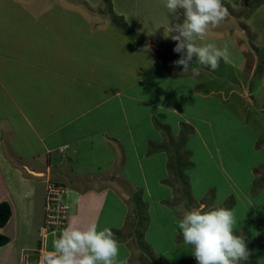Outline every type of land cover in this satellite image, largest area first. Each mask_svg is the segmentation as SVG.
<instances>
[{
    "label": "crops",
    "instance_id": "1",
    "mask_svg": "<svg viewBox=\"0 0 264 264\" xmlns=\"http://www.w3.org/2000/svg\"><path fill=\"white\" fill-rule=\"evenodd\" d=\"M55 1L0 0V203L12 208L0 264L52 250L50 182L69 221L110 228L128 264H196L177 221L201 206L234 210L241 264H264L263 89L214 87V73L169 66L149 38L133 45L89 6Z\"/></svg>",
    "mask_w": 264,
    "mask_h": 264
},
{
    "label": "clouds",
    "instance_id": "2",
    "mask_svg": "<svg viewBox=\"0 0 264 264\" xmlns=\"http://www.w3.org/2000/svg\"><path fill=\"white\" fill-rule=\"evenodd\" d=\"M174 21L167 28L168 36L176 42L174 51L183 53L175 61L177 67L187 71L193 59L216 71L220 61H227L228 47L223 49L208 43L198 45L197 40L219 27L229 16L223 0H163ZM193 68V76L199 75ZM174 111V110H173ZM193 208L177 221L183 243L192 249L196 264H241L249 259L245 238L236 234L238 221L235 211L223 207L210 210ZM42 264H128L120 259V244L113 231L99 229L93 223L82 229L76 219L68 222L60 236L54 240L51 251Z\"/></svg>",
    "mask_w": 264,
    "mask_h": 264
},
{
    "label": "rangeland",
    "instance_id": "3",
    "mask_svg": "<svg viewBox=\"0 0 264 264\" xmlns=\"http://www.w3.org/2000/svg\"><path fill=\"white\" fill-rule=\"evenodd\" d=\"M223 2L228 8L229 16L219 27L198 39L197 44L202 46L211 43L220 49L227 46L229 57L227 61L222 59L219 68L214 72L198 64L195 58L192 66L200 71L214 73L210 77H217V79L215 77L212 79L215 83L214 87L217 86L219 89L226 87L228 91L231 88L238 90L246 84H249L254 91L257 88H262L263 91L260 89L258 92L256 102L264 107V0H223ZM61 3L72 5L74 10L81 4L89 6L91 16H104L105 22L108 21L116 27L114 28L115 37L123 41L127 39V42H131L133 45L146 44V40L149 38L153 42L154 48H159L158 56H161L162 51H168L162 60L169 66L183 55L174 51L176 42L168 36L167 28L174 18L164 6L163 0H56L53 4L62 6ZM74 21L77 22L75 18ZM42 31L45 30L42 29ZM73 32H78L75 35L82 38L83 34L80 31L74 29ZM162 42L165 44L164 46ZM244 71H248V73L245 75ZM251 72L254 75L253 79L251 78L249 81ZM259 105L254 104L256 107H252L253 111ZM262 115L264 118V113ZM262 121L264 122V119ZM28 177L37 181L41 180L34 178L31 174H28ZM43 186L39 185L40 191L38 190L40 206L43 204ZM36 240L37 234L35 235L34 232V235L29 239L21 238L20 244L25 242L31 246ZM50 247H53L52 237Z\"/></svg>",
    "mask_w": 264,
    "mask_h": 264
},
{
    "label": "built area",
    "instance_id": "4",
    "mask_svg": "<svg viewBox=\"0 0 264 264\" xmlns=\"http://www.w3.org/2000/svg\"><path fill=\"white\" fill-rule=\"evenodd\" d=\"M70 219V205L65 200L63 187L49 183L46 188L45 220L40 233L60 236Z\"/></svg>",
    "mask_w": 264,
    "mask_h": 264
},
{
    "label": "trees",
    "instance_id": "5",
    "mask_svg": "<svg viewBox=\"0 0 264 264\" xmlns=\"http://www.w3.org/2000/svg\"><path fill=\"white\" fill-rule=\"evenodd\" d=\"M12 217L11 205L7 202L0 203V247L5 246L10 242V239L1 233Z\"/></svg>",
    "mask_w": 264,
    "mask_h": 264
}]
</instances>
